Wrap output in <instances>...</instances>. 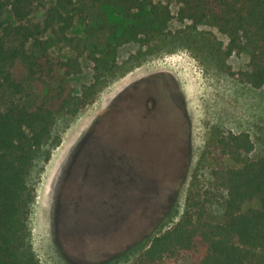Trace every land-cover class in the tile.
Masks as SVG:
<instances>
[{
  "label": "rangeland",
  "instance_id": "obj_1",
  "mask_svg": "<svg viewBox=\"0 0 264 264\" xmlns=\"http://www.w3.org/2000/svg\"><path fill=\"white\" fill-rule=\"evenodd\" d=\"M53 1L35 0L32 21L43 23ZM152 3L167 7L166 30L153 41L142 35L117 46L113 72L94 61L96 35L81 20L68 33L86 43L71 88L80 95L94 86V93L77 116L56 115L35 154L22 264H130L181 219L191 185L207 192L209 219L221 220L226 193L212 184L214 163L203 157L212 136L247 133L254 145L249 159L264 157V89L231 75L249 69L250 49L226 56L228 38L212 19L180 20L178 0ZM105 14L111 24H124ZM140 17L148 20V9ZM99 21L88 20V27ZM12 23L8 10L0 14V24ZM45 39L54 58L71 55L49 33ZM175 59L192 72L184 84L164 65ZM205 252L197 241L161 264H194Z\"/></svg>",
  "mask_w": 264,
  "mask_h": 264
},
{
  "label": "trees",
  "instance_id": "obj_2",
  "mask_svg": "<svg viewBox=\"0 0 264 264\" xmlns=\"http://www.w3.org/2000/svg\"><path fill=\"white\" fill-rule=\"evenodd\" d=\"M180 20L200 24L212 19L227 36L225 55L250 49L249 69L231 75L253 89H264V0H178ZM35 0H0L12 24H0V264H22L27 232V177L36 152L50 138L58 114L75 117L90 103L94 86L76 95L69 78L80 71L84 39L69 36L81 20L99 67L116 69L117 46L163 35L170 14L152 0H54L43 23L32 21ZM148 9L149 19L140 17ZM111 11L121 26L111 24ZM100 18L93 28L88 20ZM71 50L54 58L45 34ZM254 145L247 133L212 136L203 157L213 161L212 184L226 193L222 218L209 219L205 195L191 185L186 209L171 228L155 235L130 264H161L166 256L206 248L194 264H264V157L249 159ZM252 204L248 206V204Z\"/></svg>",
  "mask_w": 264,
  "mask_h": 264
},
{
  "label": "bare ground",
  "instance_id": "obj_3",
  "mask_svg": "<svg viewBox=\"0 0 264 264\" xmlns=\"http://www.w3.org/2000/svg\"><path fill=\"white\" fill-rule=\"evenodd\" d=\"M165 66H169L171 67L173 70H175L179 75H180V78L182 80V83L184 84L185 83V79L186 77H188V74H192L191 70L189 68H185L183 67V60L181 59H175L173 62H171L170 64H164ZM184 68V69H183ZM178 75V76H179ZM138 76V74L136 75ZM129 78V77H127ZM132 79V78H131ZM188 80V79H187ZM188 83V82H187ZM125 139V138H124ZM128 141V140H127ZM125 142V141H124ZM70 143V141H69ZM67 143L66 146L69 144ZM60 152V151H58ZM63 153V151L61 152ZM57 154V153H56ZM58 155V154H57ZM60 157V156H59ZM54 158H55V155H54ZM60 159V158H59ZM52 163V162H51ZM59 164V163H58ZM56 167V166H55ZM58 167V166H57ZM56 173V172H55ZM67 209V208H66ZM42 210V209H41ZM68 211V210H67ZM87 214V213H86Z\"/></svg>",
  "mask_w": 264,
  "mask_h": 264
}]
</instances>
